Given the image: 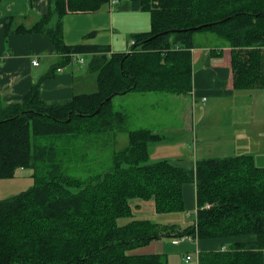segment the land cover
<instances>
[{"label":"trees","instance_id":"trees-1","mask_svg":"<svg viewBox=\"0 0 264 264\" xmlns=\"http://www.w3.org/2000/svg\"><path fill=\"white\" fill-rule=\"evenodd\" d=\"M47 1V12L30 28L14 31L42 35L62 64L91 55L96 90L51 104L35 84L20 102L0 104V179L18 168H32L35 177L30 189L0 200V264H166L162 255L129 252L154 239L184 236L211 246L200 249L197 264H264V167L248 154L200 159L192 167L150 162L149 147L165 135L129 128L128 115L113 105L127 94L190 96L197 32L212 33L230 49L227 55L222 47L209 52L213 63L228 59L233 90L264 88V0H117L150 15V30L132 34L134 44L123 53L87 41L67 45L63 37L65 16L97 12L115 5L112 0ZM116 133L127 144L112 151L111 167L86 176L65 175L63 158L47 142L67 137L62 142L71 145L107 134L114 145ZM40 137L43 145L36 142ZM190 185L196 218L182 231L147 219L118 224L132 216L128 201L134 198L153 199L156 214L184 210Z\"/></svg>","mask_w":264,"mask_h":264},{"label":"crops","instance_id":"crops-1","mask_svg":"<svg viewBox=\"0 0 264 264\" xmlns=\"http://www.w3.org/2000/svg\"><path fill=\"white\" fill-rule=\"evenodd\" d=\"M47 10V0H0V104L3 106L20 102L35 84H39L41 98L51 104H64L71 101L74 95L96 90V73L85 70L84 62L72 61L62 64L52 45L42 35L18 34L14 31L19 25L30 28ZM6 23L11 25L10 29L6 28ZM63 28L67 45L87 41L93 45H108L111 53H119L125 46L127 51L132 34L150 30V15L133 11L129 1H120L115 5L106 4L91 14L67 15L63 19ZM90 32L93 33L92 36L85 40V35ZM200 46L196 44L191 53L193 90L190 96L164 98L127 94L115 98L124 102V107L120 109L126 114L133 112L136 120L152 126L144 127L152 131L164 135L189 132L190 127L187 125L169 126L167 118H164V113L158 106L162 103L174 105L176 123L189 125V117L183 116L182 113V105L188 103L187 97L204 105L209 97L232 96L234 91L230 86L228 59L222 64L213 63L209 52L213 49ZM221 47L226 55L230 52L227 45L223 44ZM87 56L91 59V55ZM35 59L39 62L38 66L31 63ZM57 64L58 66L53 68ZM206 102L211 104L208 100ZM256 123L252 122L250 126L258 131ZM194 193L193 185L184 190L185 200L190 196L189 204L196 210L195 204L193 205ZM128 203L133 217L155 214L153 199L144 201L134 198ZM210 247L200 245V249Z\"/></svg>","mask_w":264,"mask_h":264},{"label":"rangeland","instance_id":"rangeland-1","mask_svg":"<svg viewBox=\"0 0 264 264\" xmlns=\"http://www.w3.org/2000/svg\"><path fill=\"white\" fill-rule=\"evenodd\" d=\"M193 38L195 45L212 49L221 47L224 43L210 32H197ZM123 51H126V46L124 50L118 52ZM78 59L83 60L84 65H81L85 70L88 69L90 57L84 55ZM187 98L188 103L182 105V113L183 116L189 117V125L176 123L174 105L162 103L158 106L164 113V118H167L169 126L187 125L190 130L186 133L166 134L163 141L152 144L149 147L150 162L168 161L183 167H192L200 159L248 154L254 158L257 166L264 167V88L234 90L232 96L209 97L206 99L211 104L206 100L204 105ZM113 105L117 111L118 108L124 107V102L114 99ZM127 115L129 128L152 127L140 122L139 119L136 120L133 112H127ZM252 122H257L258 131L251 128ZM109 136L111 135L80 137L73 140L71 145L62 142L63 138L67 137H51L52 140L48 138L47 142L53 143L55 151L63 158L65 175L86 176L94 170H108L112 165V151L127 144L126 136L121 133H116L114 145ZM45 141L46 138L43 137L36 140L38 145H43ZM34 183L32 168H18L11 178L0 179V200L18 195L30 189ZM190 199V196L186 198L185 209L182 211L135 217L125 216L118 220V224L124 226L134 218L147 219L163 227L174 228V232L182 231L184 227L193 224L196 218L195 208L189 204ZM199 250L200 247L194 238L184 236L182 240L177 237L154 239L144 246L130 250L129 253L131 255H162L167 258L166 264H197ZM186 255L192 257L189 262L184 261Z\"/></svg>","mask_w":264,"mask_h":264},{"label":"built area","instance_id":"built-area-1","mask_svg":"<svg viewBox=\"0 0 264 264\" xmlns=\"http://www.w3.org/2000/svg\"><path fill=\"white\" fill-rule=\"evenodd\" d=\"M117 2H118L117 0H112V1H111V4H116ZM133 44H134V42L131 40V41H129L128 46L131 47ZM71 56H72L73 58H75L74 55H71ZM77 61H79L80 63L83 62L81 59H78V58H77ZM31 63H32L33 66H38V65H39V62H38V60H36V59H35V60H32ZM182 239H183V238H181L180 240H182ZM220 251H226V247H221V248H220ZM191 259H192L191 255H186V256L184 257V261H185V262H189Z\"/></svg>","mask_w":264,"mask_h":264}]
</instances>
